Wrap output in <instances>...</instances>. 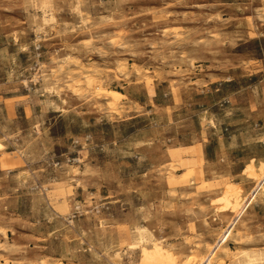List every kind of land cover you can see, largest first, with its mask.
<instances>
[{
    "label": "rangeland",
    "instance_id": "1",
    "mask_svg": "<svg viewBox=\"0 0 264 264\" xmlns=\"http://www.w3.org/2000/svg\"><path fill=\"white\" fill-rule=\"evenodd\" d=\"M210 256L264 264V0H0V264Z\"/></svg>",
    "mask_w": 264,
    "mask_h": 264
},
{
    "label": "bare ground",
    "instance_id": "2",
    "mask_svg": "<svg viewBox=\"0 0 264 264\" xmlns=\"http://www.w3.org/2000/svg\"><path fill=\"white\" fill-rule=\"evenodd\" d=\"M88 80H89V78H87ZM92 80V79H91ZM91 83H92V81H90ZM89 85V84H88ZM91 85V84H90ZM102 95H104L105 97H107L108 98V105H113L112 107H114V106H116V103H117V100L116 99H114V98H111V96H109L107 93H101ZM111 107V106H110ZM225 250V249H224ZM227 250V249H226ZM228 251V250H227ZM216 252V251H215ZM219 254V253H218ZM217 254V255H218ZM223 256V255H222ZM221 256V257H222ZM246 256H247V260L250 262V261H252V259H251V255H249V254H246ZM214 257H215V255H214ZM218 257V256H217ZM225 259V258H224ZM223 259V260H224ZM214 258L213 257H209V258H207L206 259V262L204 263V264H212V263H214ZM223 260H221V262L223 261ZM219 261V260H218ZM220 262V263H221ZM220 263H217V264H220ZM223 263V262H222ZM221 263V264H222Z\"/></svg>",
    "mask_w": 264,
    "mask_h": 264
}]
</instances>
